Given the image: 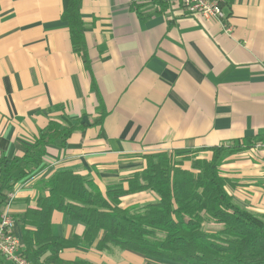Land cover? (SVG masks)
<instances>
[{
  "label": "crops",
  "instance_id": "crops-1",
  "mask_svg": "<svg viewBox=\"0 0 264 264\" xmlns=\"http://www.w3.org/2000/svg\"><path fill=\"white\" fill-rule=\"evenodd\" d=\"M67 4L0 0V157L22 156L17 145L32 144L50 123L73 129L64 147L47 146L42 166L15 185V235V217L47 193L41 183L56 171L85 176L104 193L117 183L126 189L146 155L209 158L208 149L235 144L242 151L223 162L221 175L239 206L264 215V150L253 148L264 142V0L226 1L231 35L178 1L158 13L153 0H82L88 67L61 19ZM119 200L125 209L158 197L145 191ZM51 230L69 239L84 226L54 211ZM100 239L59 257L159 264L97 250ZM0 264L11 263L0 255Z\"/></svg>",
  "mask_w": 264,
  "mask_h": 264
},
{
  "label": "trees",
  "instance_id": "trees-1",
  "mask_svg": "<svg viewBox=\"0 0 264 264\" xmlns=\"http://www.w3.org/2000/svg\"><path fill=\"white\" fill-rule=\"evenodd\" d=\"M172 1L153 3L162 13ZM81 3L68 0L61 19L69 28L73 51L88 67ZM72 131L50 123L32 144L17 145L22 156L0 157V211L7 193L42 166L46 147L57 142L64 147ZM208 151L210 158L193 153L146 155L144 167L126 181V189L117 183L104 193L85 176L56 171L41 183L47 193L37 195L34 207L15 217L22 256L29 264H92L83 259L64 262L60 251L101 238L97 250L118 248L173 264H264V215L239 206L227 191L232 183L220 172L223 162L242 148L235 144ZM145 191L154 192L158 200L120 207V197ZM54 211L81 223V236H53ZM205 225L220 230L206 231Z\"/></svg>",
  "mask_w": 264,
  "mask_h": 264
},
{
  "label": "built area",
  "instance_id": "built-area-1",
  "mask_svg": "<svg viewBox=\"0 0 264 264\" xmlns=\"http://www.w3.org/2000/svg\"><path fill=\"white\" fill-rule=\"evenodd\" d=\"M185 9L196 13L207 23L216 22L223 30L230 34L231 27L227 24L223 13V5L227 0H175ZM255 150H264V142L256 144ZM17 192H9L0 211V255L12 264H29L22 256V242L14 233L15 221L12 216L11 205Z\"/></svg>",
  "mask_w": 264,
  "mask_h": 264
},
{
  "label": "rangeland",
  "instance_id": "rangeland-1",
  "mask_svg": "<svg viewBox=\"0 0 264 264\" xmlns=\"http://www.w3.org/2000/svg\"><path fill=\"white\" fill-rule=\"evenodd\" d=\"M183 8H185L184 6H183ZM210 157H211V155H210ZM209 157V158H210ZM206 158H208V157H206ZM227 191H228V188H227ZM154 193V192H153ZM230 194V193H229ZM157 196V195H156ZM158 197V196H157ZM145 204H147V203H143V205H145ZM142 204H139V206H141ZM204 230H206V231H218V230H220V227L219 226H213V225H205L204 226ZM153 259V258H152ZM153 261H158L159 262V264H173V263H169V262H165V261H161V260H158V259H153Z\"/></svg>",
  "mask_w": 264,
  "mask_h": 264
}]
</instances>
